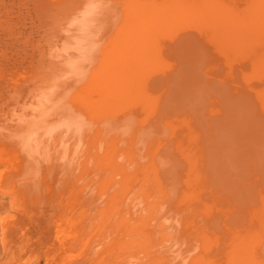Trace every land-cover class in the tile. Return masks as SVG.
<instances>
[{
  "label": "bare ground",
  "instance_id": "1",
  "mask_svg": "<svg viewBox=\"0 0 264 264\" xmlns=\"http://www.w3.org/2000/svg\"><path fill=\"white\" fill-rule=\"evenodd\" d=\"M14 2L0 191L46 264H264V0Z\"/></svg>",
  "mask_w": 264,
  "mask_h": 264
},
{
  "label": "rangeland",
  "instance_id": "2",
  "mask_svg": "<svg viewBox=\"0 0 264 264\" xmlns=\"http://www.w3.org/2000/svg\"><path fill=\"white\" fill-rule=\"evenodd\" d=\"M9 6H17V4L14 2V0H6V1L0 0V12H1L0 13V17H1L0 24H2L3 22H5L7 20V15H5L3 11H4L5 7L8 8ZM8 15H9V18L11 16L12 20H14V22H16L15 25L18 24V17H16L17 16L16 12L11 11V13L9 12ZM25 24H27V25H25L23 27L21 25H18V26H19V29H22L21 31H23L25 34H28L30 23L25 22ZM26 27L28 30L26 29ZM0 35H1L0 40H2V41H0V55H1L0 56V88H1V87H3V85L6 84V82H8L9 80H13L14 78L18 77L19 75H22V73L25 72V70H26L25 67L27 65V62L30 60V56L26 55V57H25L23 55V48H21L20 45L15 42V40H12L11 36L6 35L3 31H0ZM2 35H3V37H2ZM4 35H6V36H4ZM8 41H10V42H8ZM11 47L13 48V50H11L12 49ZM8 49H10V50H8ZM13 51H15V52H13ZM21 61L23 62L22 66H21ZM3 170H5L4 166H0V171H3ZM0 188H1V186H0ZM7 200H8L7 197L5 195H3L0 191V225H2L1 223L3 221L10 220V219L14 218L15 221H17L16 223L18 224L19 230L18 229L14 230V228H7L6 227L7 231H5L4 225H2V228L0 226V264H46L47 259L50 257L49 251H50V248L52 247L53 243L51 242V236L49 235L50 232L48 231V228L45 227L46 224L44 223L45 221L43 220L42 216L40 214H38L37 212H35L33 207H29V206L24 205V204H22V206L19 207L20 209L17 208L16 210L12 211V209L9 207ZM27 208H29V210ZM29 211H31L33 213H31ZM31 214L33 216L34 215H36V216L33 217ZM26 215H28V216H26ZM40 220L41 221L43 220V221L41 222ZM34 221L37 223L36 225H34L35 224ZM39 221H40V223H39ZM42 223H44V225ZM36 226H37V229H36ZM23 228L24 229L27 228V229L24 230ZM21 231H23V232H21ZM35 232L38 234H36ZM25 233H26V235H25ZM42 233H43V235H42ZM1 236L3 237V239ZM43 236L46 238L44 239ZM4 238H5V240H4ZM8 239H9V241H8ZM33 239H35V240H33ZM40 240H41V242H40ZM5 242H7V243H5ZM40 243L43 245V247L40 246L41 245ZM55 262H57V260H55Z\"/></svg>",
  "mask_w": 264,
  "mask_h": 264
}]
</instances>
